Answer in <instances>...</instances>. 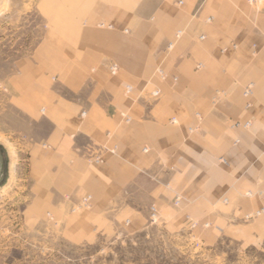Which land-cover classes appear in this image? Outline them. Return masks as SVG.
<instances>
[{
    "label": "crops",
    "instance_id": "crops-1",
    "mask_svg": "<svg viewBox=\"0 0 264 264\" xmlns=\"http://www.w3.org/2000/svg\"><path fill=\"white\" fill-rule=\"evenodd\" d=\"M36 8L46 33L15 61L9 91L44 129L29 154L38 216L76 243L139 232L150 207L174 231L189 218L211 234L264 235L259 221L235 224L264 207L263 7L36 0ZM89 149L100 163L87 161ZM85 196L89 207L79 209Z\"/></svg>",
    "mask_w": 264,
    "mask_h": 264
},
{
    "label": "rangeland",
    "instance_id": "rangeland-1",
    "mask_svg": "<svg viewBox=\"0 0 264 264\" xmlns=\"http://www.w3.org/2000/svg\"><path fill=\"white\" fill-rule=\"evenodd\" d=\"M248 5L264 8V2ZM45 33L36 0H0V264H264V235L252 237L248 229L211 234L210 225L197 227L185 218L184 227L174 231L157 212L151 221L150 212L148 225L139 232L76 243L59 223L32 210L29 154L44 129L15 104L9 86L15 61L29 55ZM103 150L113 153L115 148ZM252 214L235 224L259 221L264 227V216L245 219Z\"/></svg>",
    "mask_w": 264,
    "mask_h": 264
},
{
    "label": "built area",
    "instance_id": "built-area-1",
    "mask_svg": "<svg viewBox=\"0 0 264 264\" xmlns=\"http://www.w3.org/2000/svg\"><path fill=\"white\" fill-rule=\"evenodd\" d=\"M262 2H264V0H248V3L250 5H253V6H256V5H259L261 4ZM182 2L181 1H178V5H181ZM180 35V32L177 33V36ZM200 39L202 40L203 37H200ZM172 47V44L169 43L167 48L170 49ZM110 70V73L112 75H114L116 73V67L115 66H111L109 68ZM162 79H164V74H162L161 72H159ZM130 92V87H126V93ZM253 94V85L252 84H249L248 86H246L244 89H243V96L245 98H249L251 97ZM160 96V91L156 90L154 91L153 93H151V98L153 99H157L158 97ZM247 107H250V105L248 104ZM128 121V119H126ZM234 127H237L238 124L235 123L233 125ZM245 126H248V124H246ZM86 156H87V161L89 162H93V163H100L101 162V154L99 152H92L91 149L87 150V153H86ZM225 163V161H222ZM178 201H176L177 203ZM89 203H90V197L89 196H85L82 198L81 200V205L78 207L79 209H86L89 207ZM150 219L151 221H154L155 220V216H156V211L154 210V208L152 207L150 209ZM261 216H264V207H261L260 209H258L257 211L253 212L252 215H247L245 217L246 220H249V219H252V218H257V217H261Z\"/></svg>",
    "mask_w": 264,
    "mask_h": 264
},
{
    "label": "bare ground",
    "instance_id": "bare-ground-1",
    "mask_svg": "<svg viewBox=\"0 0 264 264\" xmlns=\"http://www.w3.org/2000/svg\"><path fill=\"white\" fill-rule=\"evenodd\" d=\"M199 40H201V39H199ZM201 67V65H198L197 66V68H200ZM159 72H161V71H158V75L161 77L162 75H160L159 74ZM162 73V72H161ZM163 74V73H162ZM248 86V85H247ZM217 93V95H219V93L218 92H216ZM172 123L173 122H175L174 120H172L171 121ZM238 124V126H242V127H244V128H249L250 127V122H245V123H243V124H239V123H237ZM246 124H248V126H245ZM237 126V127H238ZM195 130H193V129H189V133H193Z\"/></svg>",
    "mask_w": 264,
    "mask_h": 264
}]
</instances>
